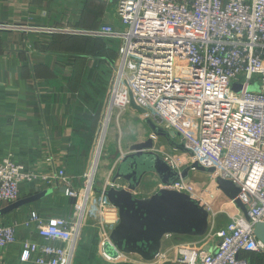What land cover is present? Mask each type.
I'll return each instance as SVG.
<instances>
[{
    "label": "built area",
    "instance_id": "obj_1",
    "mask_svg": "<svg viewBox=\"0 0 264 264\" xmlns=\"http://www.w3.org/2000/svg\"><path fill=\"white\" fill-rule=\"evenodd\" d=\"M114 2L121 28L102 23L95 29L61 30L122 42L108 86L107 118L110 121L114 111L122 113L131 107L133 97L146 110V117L169 134L176 133L172 136L192 151L191 164L197 161L214 169L213 177L234 182L240 189L238 199L247 209V215L239 210L215 228L219 212L213 207V195L186 178L176 180L169 189L197 199L209 212L213 248L176 245L174 259L168 258V251L147 264H264V243L254 233L255 225L264 222V0ZM256 81L257 89H250ZM234 83L240 85L238 92L232 90ZM96 157L97 153L81 190L64 168L46 174L27 169L12 153L0 158V206L19 200L24 182L56 181L68 197L78 200L74 203L78 214L73 218L31 212L24 223H34L47 242L25 241L22 263L39 252L37 264H73L93 189ZM164 159L178 170L172 157ZM114 186L118 183H109ZM104 197L102 193V208L108 205ZM15 242L17 224L0 220V264L1 250ZM106 244L104 240L103 247ZM103 256L116 260L121 255L113 257L104 249Z\"/></svg>",
    "mask_w": 264,
    "mask_h": 264
},
{
    "label": "crops",
    "instance_id": "obj_2",
    "mask_svg": "<svg viewBox=\"0 0 264 264\" xmlns=\"http://www.w3.org/2000/svg\"><path fill=\"white\" fill-rule=\"evenodd\" d=\"M57 1L59 0H0V158L12 153L14 159L27 169L46 174L64 168L73 178L74 187L81 190L93 171L94 147L98 136V126L92 124V116L88 115L89 121L83 123L82 111L85 109L88 112L90 107L96 105L95 99L104 96V93L89 91L84 78L94 68H98L97 61L93 58L102 51V47L99 49L98 43L91 42L97 40L96 37L61 30L95 29L102 23H110L118 28L122 25L119 20H113L108 12L114 0H78L80 4L77 3L79 7L76 8L68 5L69 1L63 0L68 11V23L61 26L55 20L53 6ZM46 3L48 7L43 5ZM38 8L41 9V16L38 15ZM73 18L77 23H74ZM57 35L85 38L84 41H68ZM81 84L86 87L82 88ZM113 115L105 151L94 169L93 189L87 198L73 264H141L128 261V255L141 258L139 255L118 248L114 251L115 255L111 254L113 257L120 254L118 259L107 260L103 256L104 249L108 252L107 246L109 243L113 244L111 234L120 222V211L109 201L102 208L100 191L112 183L122 158L134 151L132 147L146 143L152 137L153 147L149 151L158 153L163 158L166 155L172 157L177 163L178 171H184L191 164L189 152L171 147L166 143V138L154 135L142 113L134 107H129L122 113L116 110ZM89 122L91 123L87 125ZM118 151L121 153L117 154ZM100 153L101 148L98 150L97 160ZM148 176H151L149 182L142 180L132 191L136 198L149 199L163 187L157 174L150 173ZM186 179L201 191L211 185L207 191H214L220 205L232 204V200L218 188L216 178L210 173L190 170ZM116 183L117 189H128L127 181L117 180ZM200 183L205 186L201 188ZM47 189L50 192L39 200L0 214V220L4 223L17 224V242L1 250L3 264H37L39 252L33 253L27 263L20 261L25 241L39 245L47 242L39 236L34 223L29 226L24 223L32 211L43 217L77 216L74 203L78 200L68 197L63 185L56 181L24 182L20 187L19 199ZM104 198L108 200L106 196ZM212 203L214 204L213 200ZM233 204L235 206L229 207L231 210L228 215L241 210ZM9 205L0 206V210ZM214 207L219 212L215 221V228H218L229 217L223 215L219 205ZM209 230L210 219L208 230L202 237L170 234L162 240L159 253H172L176 245H193L210 250L214 243L213 237L208 236ZM104 240L106 247L102 245ZM162 264L171 263L169 261Z\"/></svg>",
    "mask_w": 264,
    "mask_h": 264
},
{
    "label": "water",
    "instance_id": "obj_3",
    "mask_svg": "<svg viewBox=\"0 0 264 264\" xmlns=\"http://www.w3.org/2000/svg\"><path fill=\"white\" fill-rule=\"evenodd\" d=\"M131 107L142 113L154 135L169 134L153 119L146 117V110L139 106L133 97ZM172 135L176 133L173 132ZM179 145L193 157L192 151L186 147L185 143L181 142ZM152 147L153 138L150 137L146 143L132 147L134 151L122 158L112 182L125 180L128 182V189H117L114 186L100 191L107 197L109 203L118 207L120 211V222L111 234L113 244H109L107 248L111 246L127 253H135L147 261L153 260L159 254L162 240L168 235H202L208 230L209 212L205 206L188 194L168 187L180 178H187L190 170L209 173L214 171L195 161L180 173L160 154L149 151ZM150 173L159 176L163 187L149 199L136 198L132 191ZM216 182L218 188L247 215L245 205L238 199L239 187L222 177H217ZM63 188L65 191V187ZM49 192L50 189L38 191L34 195L19 199L0 210V214L35 202ZM254 233L264 243V222L255 225Z\"/></svg>",
    "mask_w": 264,
    "mask_h": 264
},
{
    "label": "rangeland",
    "instance_id": "obj_4",
    "mask_svg": "<svg viewBox=\"0 0 264 264\" xmlns=\"http://www.w3.org/2000/svg\"><path fill=\"white\" fill-rule=\"evenodd\" d=\"M59 1H57L53 7L55 10V14H56L55 20H57V22L60 23V25L62 26V25H65L68 23L67 15H66L68 13V11L66 9L67 8L66 5L63 3V0H59ZM74 1H76V2H74ZM33 2H35V1H33ZM67 2L69 3L68 5H70L73 8L79 7V4H80V2L78 0H67ZM77 3H79V4H77ZM35 5L39 6L38 3H35ZM43 5L45 7L49 6L47 3L43 4ZM108 12H109V15L112 16L113 20H116V21L119 20L117 17V14H116V2H112L111 6L109 7ZM103 13H104V11H103ZM38 15L41 16V9H39V8H38ZM73 21H74V23H77V20L75 18H73ZM99 22L100 21H98V23ZM101 22H103V21H101ZM57 37L64 38L65 40H68V41H70L71 39L84 41V38H85V37H71V36H66V35H57ZM91 42L98 43L97 47L99 49H101V47H102V51H99L97 54H95L96 58H93L95 62L97 61L96 63L98 65V68H94L95 70H92L91 74H87V76L84 79H86V81H87L86 86H87V89L89 91L91 90L92 93H104V96H103V98L97 97L95 99L96 105L92 108L90 107V110L88 112H86L85 109H83L82 116L84 117L83 123L84 122L87 123L89 121V120H87V117H88V115H90V116H92V124H94V125L96 124V126H98L97 127L98 128V133H97L98 136H97V139L95 141L94 156L96 155V153H98V150L101 148V153L99 154V160H101L103 153L105 151V147H106V143H107V135L109 133V128H110V125L113 122V118H114V115L112 114V118L108 123L107 129L105 128L106 131H104V125H105V122L107 120V106H106L105 102L107 99L109 81H110V78H111L112 73H113L112 72L113 67H114V65H115V63L119 57V49H120L122 42L120 40H119V42H112V41H105V40H99V39L98 40H91ZM75 59H77V57H75ZM78 59H81V57H79ZM84 79L81 80V83ZM258 85H259V81H256L250 87V89L256 90ZM81 86H82V88L86 87L82 84H81ZM232 90L238 92L240 90V85L237 83L236 84L234 83L232 85ZM98 102L101 104L97 105ZM92 113H94V115H92ZM90 123L91 122H89L87 125H89ZM103 134H104V137H103ZM160 136L166 138V143L171 145V147H176V148L182 149L179 145L180 142L176 136H171L169 134L168 135H159V137ZM102 137H103L104 141H103L102 145H100V141H101ZM183 150H182V152L184 153ZM120 153H121V151L117 152V154H120ZM99 160H98V162H99ZM197 171H199V170H197ZM192 173H194V172H192ZM149 177H151V176H148V175L146 176V178H145L146 183L149 182ZM86 184H87V181H86ZM213 185L216 186L215 183H213ZM199 186L202 188L205 186V184L200 183ZM83 187L85 188V184ZM210 187H211V185L207 188H210ZM207 188L205 189V191H207ZM206 193L209 195L210 194L213 195V196H211V198H212L214 204L213 203L212 204L214 206L219 205V207H218L219 210H222L223 215H227V218H228V212L231 210V208H229V207L231 205L233 206L234 202H231L232 204L225 205V206L223 204L220 205V203L218 202V199H217L218 196L214 193V191L212 189L211 190L209 189V191H207ZM202 236H204V234L200 235V237H202ZM188 241H191V239H189ZM114 251H115V249L113 247L109 246L108 252L110 254L115 255ZM175 251L176 250H174L172 253H170V257H168L169 259H171V260H172V258L174 259L175 253H176ZM130 260L140 262L141 264H147L148 263L147 260L139 258L137 256H133V255H128V261H130Z\"/></svg>",
    "mask_w": 264,
    "mask_h": 264
},
{
    "label": "trees",
    "instance_id": "obj_5",
    "mask_svg": "<svg viewBox=\"0 0 264 264\" xmlns=\"http://www.w3.org/2000/svg\"><path fill=\"white\" fill-rule=\"evenodd\" d=\"M99 40H105V41H112V42H118L115 39H106V38H98ZM97 39V40H98ZM247 256L250 255L253 259L257 258V256L255 254H246Z\"/></svg>",
    "mask_w": 264,
    "mask_h": 264
},
{
    "label": "bare ground",
    "instance_id": "obj_6",
    "mask_svg": "<svg viewBox=\"0 0 264 264\" xmlns=\"http://www.w3.org/2000/svg\"><path fill=\"white\" fill-rule=\"evenodd\" d=\"M107 120H108V123H109V119H108V118H107ZM108 123H107V124H108ZM107 126H108V125H107ZM105 128L107 129V127H106V126L104 127V131H106ZM103 137H104V134H103ZM103 137H102V139H101V141H100V145H102V143H103Z\"/></svg>",
    "mask_w": 264,
    "mask_h": 264
}]
</instances>
